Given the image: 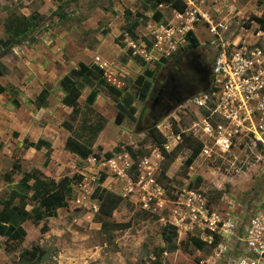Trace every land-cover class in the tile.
I'll list each match as a JSON object with an SVG mask.
<instances>
[{
  "label": "rangeland",
  "instance_id": "rangeland-1",
  "mask_svg": "<svg viewBox=\"0 0 264 264\" xmlns=\"http://www.w3.org/2000/svg\"><path fill=\"white\" fill-rule=\"evenodd\" d=\"M146 1L0 0V40L7 38L5 22L9 17L39 16L35 30L24 40L15 41L0 57L2 70L0 75H5L0 78L5 89L0 94V142H3V148L0 149V199L7 198L21 178V174L6 178L13 162L20 163L22 172L38 169L44 171L45 177L54 180L77 174L76 168L72 166V156L60 157L54 154L51 161L48 158L50 163L44 166L47 154L22 149L21 137H17L20 128L13 118L14 113L11 115L7 111L8 114L5 115L2 112V107L3 110L7 108L10 111L17 109L20 90H16L18 89L15 85L16 80L19 84H29L31 76L28 88L33 90L27 88V92L23 93L29 91L32 93L37 89L32 78L38 80L36 75L39 74L37 71L39 64L46 70L43 75L49 74L47 65L50 66L52 62L57 66L63 64L74 69L84 61L88 65H93V54L95 55L98 45L100 43L117 45L115 39L118 41L117 46L123 47L125 53L130 47L128 37L123 34V27L127 18L129 19L125 11L132 13V17L136 13L150 17L152 12L144 10L147 6ZM188 2L193 5H189ZM158 9L163 15L160 22L152 20L142 22L135 31L137 40L134 43L137 49L142 43L141 39H146L152 44L151 48L146 50L145 65L127 66L122 63L121 68L128 70L126 74L113 65L112 72L103 71L109 83L131 95H134L135 90H140L135 86V77L144 74L145 71H151L152 79L146 80L150 83L146 99L144 102L137 100L141 112V130L131 132L132 140L125 142L119 138L123 130L112 125L105 133V137L103 136L101 144L94 150L102 163L91 166L86 161L75 162L78 169L89 166L91 170L86 171L88 177L85 182L70 187L67 208L58 210L56 217L44 218L38 226H34L30 221L24 223L26 235L22 242H12L0 237V264H20L18 262L20 253L33 247H39L44 251V258L40 264H154L156 260L153 255L163 245L161 229L168 223L177 228V243L181 239L180 250L176 254L167 255L166 258L163 255L159 260L161 264H211L212 258L213 264H224L223 253L220 255L216 251L218 245L225 246L227 243L225 236L227 232L221 229L222 223L231 220L233 224L238 225L241 219L247 218L257 208L264 192V148L261 145H240L225 155L211 149L208 155H199L188 169L183 165L189 153L183 151L162 175L159 170L161 156L143 132L148 126H156L166 138V150L170 151L179 141L173 138V129L186 130L193 121H196L192 112H188L186 116L177 115L179 106L185 101L173 105L153 123H149L147 119L155 87L161 83L165 70L173 67L177 59L183 57L182 52L176 57L170 55L188 47L189 40L186 38L188 32H191L198 42V46L189 52L198 55L207 67L210 84L213 63L230 40L255 43L264 56V36L259 41L250 42L261 35L258 24L250 17L264 19V0H174L172 4L159 6ZM189 11L193 12L192 16ZM216 24L227 26L229 31L222 34L221 41L210 45L212 36L209 27ZM103 31L107 33L103 35ZM156 36L162 38L160 43H157ZM103 48L105 52L107 46L104 45ZM118 63L115 61L114 64L120 67ZM262 68L264 69V65ZM49 79L51 81L38 82V85L51 90L52 83H56V77L50 73ZM98 90L101 96L97 108L104 110L110 119L112 113L118 110L116 100L108 96L103 89ZM31 98L25 101L27 106L22 108L24 117H31L26 111L27 107H30L28 102H31ZM85 106L81 105V111H84ZM32 111L35 121H38V127L44 129L48 116L41 110ZM152 115L155 117L157 114ZM176 115L179 117L178 121ZM126 124L132 127L127 121ZM28 137L26 134L25 138ZM116 137L119 140H116ZM127 145L141 153L137 157V162L133 161V164L125 169V174L135 183L133 185L117 175L116 164L119 168L125 166L123 153L109 161L103 160L104 152L116 146L124 149ZM144 159L147 160L145 164L150 169L144 168L145 174L143 178H139L138 168L144 163ZM111 160L115 163L110 164ZM101 173L108 176L102 185L103 188L123 198L110 221L130 222V227L124 231L104 233L95 222L97 201L92 197V193ZM133 177L136 179L133 180ZM197 177L200 178V182L196 181ZM137 180L140 183H137ZM83 183L86 184V191L82 189ZM146 183L147 187L144 186ZM189 193L196 194L203 202V209L206 211L202 220L201 217H197L196 220L190 218V213L184 205ZM144 202L147 203V207H143ZM27 203L25 209L28 211L32 202ZM212 214L219 217L218 229L211 232L205 228L202 231L199 222L209 221ZM44 224L48 229L45 233L41 231ZM235 234H238V231ZM214 235L217 238H214ZM189 237L205 239L208 245L202 251H197L192 246H187ZM212 241H217L218 244L213 246Z\"/></svg>",
  "mask_w": 264,
  "mask_h": 264
},
{
  "label": "trees",
  "instance_id": "trees-1",
  "mask_svg": "<svg viewBox=\"0 0 264 264\" xmlns=\"http://www.w3.org/2000/svg\"><path fill=\"white\" fill-rule=\"evenodd\" d=\"M60 1V0H58ZM174 0H147L144 10L151 11V16L147 17L143 14L136 13L132 17V13L125 11L126 24L123 27V34L128 36L132 41L137 40L135 33L136 29L143 23L152 20L153 22H160L163 15L158 9L159 6H168L173 3ZM260 4V2H257ZM252 21H255L259 30L264 32V19L250 17ZM39 16H11L5 22V33L7 38L0 40V57L10 49L15 41L20 42L27 38L37 27V20ZM107 31H103L105 35ZM187 40H189L188 47L177 51L170 55V57H176L181 52L184 53L187 50L194 49L198 46L197 40L193 37L191 32L186 34ZM144 42L146 50H149L152 46L146 39H141ZM118 45V41L114 40ZM123 48V47H122ZM128 55L131 56L132 51L127 50ZM128 57H126L127 59ZM135 61L139 62V57H132ZM126 62V60H124ZM145 63L141 61V66ZM0 69V74H1ZM152 79L151 71H145L144 74L137 75L134 79L135 86L140 88L139 91L135 90L134 95L123 91L114 85H111L103 75V70L95 65H85L79 63L77 68L72 69L66 74L60 81L59 86L64 93V97L61 102L64 106L72 109L69 115V120L72 123H76L75 129L72 126L64 122L63 126L67 130L72 132V138L66 140L64 148L66 151L77 156V160L85 162L89 157L99 161L101 158L98 154L92 151L97 136L103 130L106 125V120L94 112L91 108L99 88H103L108 94L116 100V108L119 111V115L116 118V122H119L121 116H126L131 121H134V114L136 112L133 102L138 99L140 102H144L146 99V91L150 87V83L146 81ZM89 88L90 92L86 97V106L83 112L78 107L77 100L81 95L83 88ZM5 89L0 85V94ZM49 95L47 88H43L40 93L35 97L33 104L36 108H44ZM146 136L150 139L153 145L157 148L161 161L159 163V170L161 174H165L169 166L175 161V159L183 151H188L189 155L184 162L183 167L188 169L192 162L200 155L202 151V143L191 134L181 133L178 129H173V134L179 136L178 143L170 150L165 148L166 138L155 127H151L147 130ZM2 147L0 143V148ZM24 148H33L36 151H40L42 148L49 150L50 144L42 139L36 142L24 141ZM99 149V148H98ZM100 150V149H99ZM126 152L129 157L137 162V157L141 155L139 151H135L130 146H125L121 149L119 146L112 148L109 151L103 153V160L108 161L114 156ZM49 159H44L43 165H47ZM135 168V167H134ZM21 174V178L16 184L15 188L8 194L5 199H0V237H5L12 242H22L26 232L23 224L30 221L34 226L44 220V218L56 217L58 209H63L68 206L70 185L80 184L82 176L74 174L72 177H61L55 181L53 179L45 177L39 170L32 169L28 172L21 171V165L19 162H13L10 171L7 173L6 178L9 179L12 175ZM137 176V174H136ZM106 178L105 173L99 175L97 185L92 193V197L97 201V211L94 215L95 222L100 224V230L104 233H112L115 231H122L129 227V223H115L110 221L113 213L121 205L123 198L105 188L101 185ZM136 178L133 177V180ZM196 181L200 182V178L197 177ZM31 201L32 205L30 210L25 209L27 202ZM47 226L44 224L41 227V231L45 233ZM161 240L164 244L162 248L156 250L153 255L155 258L154 264H161L159 260L164 253H173L180 249V245L177 243V228L176 226L168 223L165 224L160 232ZM214 238H217L214 235ZM213 242V241H212ZM217 241L213 242V246H216ZM192 246L195 250L202 251L208 243L198 237H189L187 240V246ZM185 249V248H184ZM44 258V251L39 247H33L31 250H24L18 257L20 264H40Z\"/></svg>",
  "mask_w": 264,
  "mask_h": 264
},
{
  "label": "built area",
  "instance_id": "built-area-1",
  "mask_svg": "<svg viewBox=\"0 0 264 264\" xmlns=\"http://www.w3.org/2000/svg\"><path fill=\"white\" fill-rule=\"evenodd\" d=\"M188 4L193 5L190 2ZM188 13L193 15L192 11ZM228 31L229 28L222 24L210 25V45L221 41L222 34ZM155 38L160 43L162 38ZM141 42L138 47L144 53L146 47ZM128 44L132 49H137L131 39ZM225 46L211 68V84L208 89L186 100L177 110L178 116H186L188 112L195 116L196 121L188 129L179 131L191 134L202 143L200 155H208L211 149L225 155L232 148L246 144L261 145L264 148L263 53L255 43L248 44L234 39ZM96 61L99 62L98 59ZM99 66L101 69L105 68L104 63L99 62ZM177 115L175 117L178 121ZM173 138L179 140L178 135ZM165 148L167 149L166 146ZM82 189L86 191L85 183L82 184ZM184 205L192 220L197 217H201V220L205 218L203 214L206 210L196 194L189 193ZM143 207H147L146 202ZM199 223L202 231L206 228L214 232L218 229L219 217L212 214L209 221ZM221 229L227 232V243L225 246L218 245L216 251L220 255L223 253L224 264H264V192L257 208L247 218L241 219L238 225L231 220L223 222ZM236 231L238 234H235Z\"/></svg>",
  "mask_w": 264,
  "mask_h": 264
},
{
  "label": "crops",
  "instance_id": "crops-1",
  "mask_svg": "<svg viewBox=\"0 0 264 264\" xmlns=\"http://www.w3.org/2000/svg\"><path fill=\"white\" fill-rule=\"evenodd\" d=\"M259 34H261V35H259L256 38H254V40H250V42H254L256 40L259 41V39L262 36H264L263 31H260L259 30ZM250 44H252V43H250ZM104 45L107 46V48H105V52H103L104 51V48H103ZM128 49H130L132 51V54H131L130 57L127 56L128 55V52H127ZM145 54H146V51H144V53H142V50H141L140 47L137 50H132L130 47H128L126 49V52L124 53L123 49L121 47L117 46V45H114V44L113 45H109V44H102V43H100L98 45L96 51H95V55L93 54V56H94V58H93V65H95V66H97V67L100 68L99 62L104 63L105 64V68L102 69V70L105 71L106 73L112 72V69H113L112 68V65H113V67L119 68V70H123L124 73L126 74V73H128V70H127V68L122 69L121 68V66H122L121 64L122 63H125L127 66L129 64L141 65V61H143L144 63L146 61V59H144ZM133 56L139 57L141 59V61L140 60H139V62L135 61L132 58ZM126 57H128V58L126 59ZM95 58L98 59L99 62L98 61H94ZM124 60H126V62H124ZM115 61H117V63H118V61H120L118 63L120 65V67L119 66H116L114 64ZM85 62L86 61H84L83 64L89 66ZM67 67L68 66H64L63 64H61V66H57L56 64H54L52 62V64H50V66L47 65V69L49 71V74L48 75L47 74L46 75L45 74L43 75V73H45L46 70H44V68L39 64V66L37 68V71L39 72V74L36 75V77L38 78V80L35 79V78L34 79L32 78L33 84L36 85L37 89H34V91L32 93H31V91H29V93H23V92H27V88L30 87L31 76H30V80H29L30 83L29 84H24V83L19 84V81L16 80L15 85L18 87V89H16V90L17 91L20 90L19 91L20 100L17 103V106H16L17 109L16 110H13V111H10L7 108H6V110H3V107H2V112L5 115L8 114L7 111L10 112L11 115H12V113H14L13 118H14V120H16L17 126H19V128H20V131H19L20 133L17 135V137H19V136L21 137V146H22V149L23 150H25V151H33L35 153H41V152H43L44 154H47L48 158H50V161H51V157L54 154H57V156L59 155L60 157L65 156V155L72 156L73 157V160H72L73 161V165L72 166H74L76 168V173L79 174V175H81L83 177L81 182H85V180L88 177V174L86 173V171L91 170V168L89 166H87V168L84 167V168L78 169V167H76V163H75L77 161V159H78L77 156L74 155V154H72V153H70V152H68V151H66L65 148H64V145H65L66 140L69 139V138H72V132L69 131V130H67L66 128H64L63 123L64 122L69 123L72 126L73 129H75V127H76V123H72L69 120V115L71 114L72 109L70 107L64 106L62 104V102H61L62 98L64 97V93L62 92V90H61V88L59 86V81L66 74H68L70 70L74 69V67L73 68L72 67H68L67 68ZM50 73L53 76L56 77V83H52V87H51L52 89L51 90H48L49 91V95H48V98H47V101H46V106L44 108H39L38 109L33 104V101H34L35 97L43 89V87H40L38 85V82L39 83L40 82L42 83V82L49 81V80L51 81V79H49ZM4 76L5 75L2 74V75H0V78H2ZM113 76H115V75H113ZM0 85L4 88V85L1 84V82H0ZM111 85H113V84H111ZM28 89H30V88H28ZM100 89H103V88H100ZM89 92H90V89L87 88V87H85V88L82 89L81 95H80V97L77 100L78 107H79L80 111H81V108H80L81 105L82 104L84 106L86 105L85 100H86V97H87V95H88ZM107 95L108 96H111L108 93H107ZM28 96H30V97H28ZM100 96H101V92H100V90H98L97 96H96V98H95V100H94L91 108L94 110V112H96L97 114H99L100 116H102L104 119H106L107 122H106V125L103 128V130L99 133V135L96 138V141H95L94 146L92 148V151L93 152L95 150V147L97 145H100L101 144V141H103V138L105 137L104 136L105 133L111 128L112 125L113 126L115 125L117 128H120V130H123V132L121 133V135H119V138H121L125 142H128V141H131L132 140V137L130 136V133L131 132L136 131V130L139 132L141 130V128H142V127H140L141 126V118H140L141 112H140V109H139V107L137 105V100L138 99H135L134 102H133V106L136 109V112L134 114L135 120L134 121H131L126 116H123L122 115L121 118H120V120H119V122H116V118H117L116 116L119 115V111L118 110L115 111L116 113H112V116L110 117V119H109V117H107V115L104 112V110H98L97 104H98V100H99ZM28 98H31V102H28L29 105H30V107L28 106L27 109H26V111H27V113H30L31 114V117H24L23 116V111H22L23 109L22 108L26 105L25 104V101H27ZM32 110H41V111H43L48 116V118L45 120L47 123L44 126V129H40L38 127V121H35V119L33 117L34 116V113H33ZM81 112H83V111H81ZM149 115L150 114L148 112L147 113V119H148V122L151 123V116L149 118L148 117ZM126 121L129 122V123H131L132 127H130L129 125H127L126 124ZM125 126H126V128H125ZM151 127H153V126H148L147 128L144 129L145 132H143V133H145V136L147 135L146 134L147 130L150 129ZM26 134L29 135L28 138H25L26 137ZM39 139L45 140V141H47L50 144L49 150L42 148L40 151H36L33 148H24L23 147L24 141L36 142ZM116 140H119L118 137H116ZM174 142H176L175 139H174ZM0 143L2 145V147L0 149H2L3 148V142H0ZM127 146H131V145H127ZM123 155H124L125 166H122V167L119 168L117 166V164H116V167H117V170H118V172L117 171L116 172H117V175L118 176H121L122 178H124L126 181H128L130 184L133 185L135 183L128 178L127 174H125L126 167H129L130 165H132L133 164V160L129 157V155L126 152H123ZM50 161L48 162V164L50 163ZM100 161H101V159L99 161H96L92 157H89L86 160V162L89 163V165L91 164V166H95L96 163H100L101 164L102 162H100ZM146 161L147 160L144 159V163L143 164L141 163V166L138 168L139 178H143V176L145 174L144 173V170H143L144 168L145 169H150L149 166H146V164H145V163H147ZM111 162L112 163L113 162L115 163L114 160H111ZM36 170H38V169H36ZM39 171L42 174L44 172L42 170H39ZM107 177L108 176L106 175L105 180L107 179ZM105 180H104V182H105ZM55 181H57V180H55ZM136 182L137 183H140L139 180H137ZM103 183H102V185H103ZM76 185H79V184H76ZM144 186L147 187L148 186V183H146ZM144 186H142V187H144ZM70 187L72 188V187H75V186L74 185H70ZM63 209H65V208H63ZM58 210H60V209H58ZM96 211H97V209H96ZM123 223H129L130 224V222H123ZM97 224L99 225V229H100V224L99 223H97ZM129 227H130V225H129ZM128 228H126V229H128ZM126 229H124V230H126ZM124 230H122V231H124ZM200 239H202V238H200ZM180 242H181V239H180V241L178 243L179 245H180ZM163 246H164V244L161 245L160 248H162ZM179 250L180 249H178L176 252H173V253H164V258H166L167 255L169 256V255H172V254H176ZM213 259L214 258H212V260H211V264H213L212 263L213 262Z\"/></svg>",
  "mask_w": 264,
  "mask_h": 264
},
{
  "label": "flooded vegetation",
  "instance_id": "flooded-vegetation-1",
  "mask_svg": "<svg viewBox=\"0 0 264 264\" xmlns=\"http://www.w3.org/2000/svg\"><path fill=\"white\" fill-rule=\"evenodd\" d=\"M182 55L183 57L178 58L173 67L165 70L161 83L154 89V95L148 107V112L153 118L152 123L173 105L207 90L210 85L207 67L200 57L192 55L189 50ZM153 113L157 115L154 117Z\"/></svg>",
  "mask_w": 264,
  "mask_h": 264
}]
</instances>
